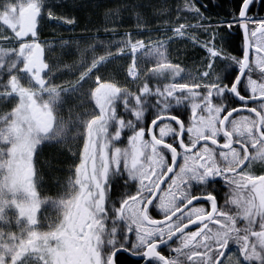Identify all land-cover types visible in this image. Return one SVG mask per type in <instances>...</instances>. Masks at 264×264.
<instances>
[{
  "label": "snow or ice",
  "instance_id": "obj_1",
  "mask_svg": "<svg viewBox=\"0 0 264 264\" xmlns=\"http://www.w3.org/2000/svg\"><path fill=\"white\" fill-rule=\"evenodd\" d=\"M257 6L264 11V0H240L231 19L213 21L198 0L176 6L174 18L165 3L169 19L153 39L145 5L117 0L103 31L118 34L127 11L135 34L54 31L49 40L46 27L78 24L55 11L66 5L0 0V264H264ZM179 43L203 51L195 74L172 61ZM45 152L52 160L38 168ZM67 164L64 193L42 199L41 173L54 178ZM46 204L55 218L42 213Z\"/></svg>",
  "mask_w": 264,
  "mask_h": 264
},
{
  "label": "trees",
  "instance_id": "obj_2",
  "mask_svg": "<svg viewBox=\"0 0 264 264\" xmlns=\"http://www.w3.org/2000/svg\"><path fill=\"white\" fill-rule=\"evenodd\" d=\"M96 1V3H95ZM64 0L63 2H55L59 5H66V7H60L55 9L57 14H63L67 16H75L78 20L77 26L74 28V30H70L71 26H65V28H53L52 26H48L45 28V36L42 37V39H53L52 33L55 31L56 39H59L63 37L64 39H67L70 36H84V35H98L100 38H107V40L111 38V35L106 34L104 31H100L97 33L95 31L96 27H100L103 25V21H105L106 12L108 13L109 7L114 5L117 0ZM130 3H139L145 5L144 9H141L140 11L147 12L149 15V18L151 19L152 23L148 25V29L152 32V37H157L161 35V32L155 31V29L160 28L161 30L166 27L164 24V21L166 19H169L167 12L168 9H165L163 12H161V5H164L167 3L169 6H171V9L173 11V18L175 16V7L178 5H183L185 0H128ZM199 4H206L207 11L205 12V15H209L213 21L220 20V19H231V14L235 13L236 8L240 4V0H198ZM95 6V7H94ZM202 11H204L202 9ZM251 14H257V15H263L264 11H261L259 7H253ZM121 16L123 17V23L120 24V17L116 18L117 24H120V26L117 28L116 40H121L123 38V33L125 32H132L135 34V31L137 30L136 27V20L133 19L135 13L130 12H123L121 13ZM136 18V17H135ZM196 22L195 20L191 21ZM99 23V24H98ZM98 24V25H97ZM93 26V27H92ZM94 29H91V28ZM85 28H90V32H85ZM121 38V39H120ZM134 38V37H133ZM139 39L148 40L147 35L138 36ZM227 38V37H226ZM230 39V38H229ZM235 46L239 47V40H236ZM75 47V45H73ZM231 51V47H227ZM235 52V51H233ZM172 56H174L172 54ZM77 54L75 56V59L77 60ZM66 58V57H65ZM72 62L71 59L66 58V61ZM120 63L117 62L116 64L109 65L107 68V72L109 75H115V73L118 71ZM65 79H68V76H65ZM70 79V78H69ZM45 154V153H44ZM46 158H49L47 156L48 154H45ZM63 167V165H61Z\"/></svg>",
  "mask_w": 264,
  "mask_h": 264
},
{
  "label": "rangeland",
  "instance_id": "obj_3",
  "mask_svg": "<svg viewBox=\"0 0 264 264\" xmlns=\"http://www.w3.org/2000/svg\"><path fill=\"white\" fill-rule=\"evenodd\" d=\"M64 0H54V2H63ZM66 1V0H65ZM68 1V0H67ZM95 1V0H93ZM96 3V1H95ZM95 7V6H94ZM107 14V12H106ZM108 16V15H106ZM136 16L133 17V19L136 20L135 18ZM116 18H119V17H116ZM110 20V17L108 16L107 18L105 17V21H103V24L106 23V22H109ZM99 24V23H98ZM97 24V25H98ZM103 26V25H102ZM101 26V31H103V27ZM110 26H113L110 24ZM93 27V26H92ZM91 28V27H90ZM89 28V29H90ZM91 29H94V28H91ZM90 29V30H91ZM137 32V30L135 31V33ZM152 34V32H151ZM111 35V38H113L114 41H119L116 40V36L115 35H112V34H109ZM138 36H135L134 35V39H137ZM153 39H155L156 37H152ZM102 40H105L107 41V38H100ZM121 39V38H120ZM139 39V38H138ZM149 39V38H148ZM147 41V40H146ZM175 46L176 45H173L172 48H171V52L175 50ZM52 57L53 58H58V57H61V52H60V48L59 46H57V49L54 53H52ZM77 60H79V53H77ZM65 59V62L66 63H72V62H69L68 60L66 61V58ZM63 67V66H62ZM108 74V72H107ZM66 77H64V80H67L65 79ZM70 78V77H69ZM68 78V79H69ZM79 101H74L70 106L72 107L73 109V112L76 113V112H79V111H82L79 107ZM7 109H5L3 107V105H0V112H3V111H6ZM67 115V112L65 113ZM45 154H48L47 156H49V158H46ZM45 154H43L41 156V164L40 165H37L38 168L41 167V165H44L46 161H50L52 160V153L51 152H45ZM58 167H61V165H58ZM71 167L70 164H67V165H63V167H61L63 170L60 171V172H57L55 174V177L52 178L50 177L49 175L47 174H44V172L41 173L40 175V179H39V183H41L43 185V187L39 188L38 191L41 193V198L42 199H49V200H55V199H58V194L59 195H62L65 191V188H66V183H67V179L68 177L71 175V173L69 172V168ZM68 173V174H67ZM57 181L60 182V186L59 188H52L51 185H54L57 183ZM42 213L44 214V216L46 217H49V218H55V216L57 215V210L50 204H46V205H43L42 206V209H41ZM46 222V221H45Z\"/></svg>",
  "mask_w": 264,
  "mask_h": 264
},
{
  "label": "flooded vegetation",
  "instance_id": "obj_4",
  "mask_svg": "<svg viewBox=\"0 0 264 264\" xmlns=\"http://www.w3.org/2000/svg\"><path fill=\"white\" fill-rule=\"evenodd\" d=\"M201 39H203V37H201ZM239 44H240V41H239ZM226 50L230 51L231 54L233 55L237 54L236 51L233 52L229 48H226ZM171 53L174 55V56L171 55V59L174 63L176 62L180 63L181 67H185L186 70H191L194 74H195V71L200 67V61L203 59V56H204L203 51L199 48L193 47L191 43L176 44L175 50L172 51ZM254 167L257 173L259 174V162H257V165H255ZM200 206L207 207V205H200Z\"/></svg>",
  "mask_w": 264,
  "mask_h": 264
},
{
  "label": "built area",
  "instance_id": "obj_5",
  "mask_svg": "<svg viewBox=\"0 0 264 264\" xmlns=\"http://www.w3.org/2000/svg\"><path fill=\"white\" fill-rule=\"evenodd\" d=\"M252 15V14H251ZM253 16H256V15H253ZM259 16H264V15H259Z\"/></svg>",
  "mask_w": 264,
  "mask_h": 264
}]
</instances>
